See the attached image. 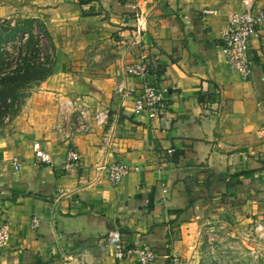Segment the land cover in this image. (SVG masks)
I'll return each mask as SVG.
<instances>
[{
  "label": "crops",
  "instance_id": "crops-1",
  "mask_svg": "<svg viewBox=\"0 0 264 264\" xmlns=\"http://www.w3.org/2000/svg\"><path fill=\"white\" fill-rule=\"evenodd\" d=\"M81 1L0 0V19H35L54 46L50 74L0 125V224L9 226L0 264H138L117 244L151 246L150 264H199L207 223L230 221L238 233L264 224V24L246 79L221 49L227 16L264 0H148L140 35L129 0ZM139 60L168 87L160 119L114 91L141 87L124 74ZM213 85L215 100L201 103ZM63 99L90 116L107 110V122L76 132L71 119L65 135ZM34 141L50 162L33 156ZM69 147L80 161L66 169ZM115 160L131 169L118 183L95 168Z\"/></svg>",
  "mask_w": 264,
  "mask_h": 264
},
{
  "label": "built area",
  "instance_id": "built-area-1",
  "mask_svg": "<svg viewBox=\"0 0 264 264\" xmlns=\"http://www.w3.org/2000/svg\"><path fill=\"white\" fill-rule=\"evenodd\" d=\"M134 7V17L136 20L135 34L140 35L145 31L144 18L145 14L141 12V5H148V0H129ZM264 24V8H247L242 11H233L227 16V27L222 31L221 49L224 53L225 61L235 68L243 79L249 76L251 69V41L260 35L261 27ZM124 74L129 78L139 80L140 88L129 85L126 82L120 83L115 87V92L121 97H132L133 112L135 114H143L150 119H160L166 111V95L168 87L160 84L154 77L152 69L143 61L130 62L124 66ZM75 103L63 99L58 104V112L61 118L59 125L64 134V127L74 121L72 129L76 132H85L90 128L89 120L92 119L96 126L102 127L108 118V111L102 110L95 112L90 116L86 108L73 109ZM8 117H6L7 119ZM71 129V128H70ZM263 131V130H261ZM264 132V131H263ZM33 156L40 162H50L49 154L42 148L39 141L32 144ZM174 149H169L173 152ZM80 161V154L73 147H69L66 152L65 168L71 169ZM13 165L15 168L20 166L18 157H13ZM97 170L105 171L107 178L112 183H118L131 169L120 161H112L110 163H101L96 165ZM33 225H38V220H32ZM254 234L264 242V224L258 223L253 228ZM118 234L115 238L118 241ZM9 238V226L6 223L0 224V247ZM117 256L123 257V254L130 256L134 254L138 264H150L156 258V251L149 245H140L135 249H126L125 246L117 244ZM257 256L258 251L253 250ZM172 264H180L177 257H172Z\"/></svg>",
  "mask_w": 264,
  "mask_h": 264
},
{
  "label": "rangeland",
  "instance_id": "rangeland-1",
  "mask_svg": "<svg viewBox=\"0 0 264 264\" xmlns=\"http://www.w3.org/2000/svg\"><path fill=\"white\" fill-rule=\"evenodd\" d=\"M16 23L11 20L0 19V37L8 35L11 27ZM33 32H39V24L35 23ZM27 34L20 33L13 38L0 42V76L2 71L12 70L21 65L20 57L26 55L31 61L51 62L50 49L47 46L45 36L41 37L39 49L35 55L33 49L24 46ZM35 82L24 85L18 90V106L30 94L35 87ZM17 104H14L12 111H15ZM6 116L0 115V125L4 123ZM224 223H207L203 229V236L200 244L199 264H263L264 257L256 256L253 250L263 249L264 242L254 234L253 228L249 225L244 229L245 233H238L234 224L228 221Z\"/></svg>",
  "mask_w": 264,
  "mask_h": 264
},
{
  "label": "trees",
  "instance_id": "trees-1",
  "mask_svg": "<svg viewBox=\"0 0 264 264\" xmlns=\"http://www.w3.org/2000/svg\"><path fill=\"white\" fill-rule=\"evenodd\" d=\"M80 3L83 4L84 1L80 0ZM35 23H38L35 19H23L17 21L14 26L10 28L8 35L0 37V42L15 37L17 33H20L24 39V34H27L25 41L23 42L24 46L26 45L27 48L33 49L34 54H37L40 51L39 45L41 37L45 36L47 39V46L50 49L49 55L45 56L47 59L48 56H52L54 46L52 45L50 37L43 24L38 23L39 32H33V26ZM20 62L21 65L19 64L17 68L2 71L1 74L3 75L0 76V115L8 118L15 112L12 111V108L14 107V104L18 103V90L24 85L44 79L51 72L50 63L47 61L45 63L31 61L28 56L24 55L20 57ZM213 88L215 89L212 91H201L198 100L201 103L208 101L213 102L216 98V85H213ZM16 106H18V104Z\"/></svg>",
  "mask_w": 264,
  "mask_h": 264
}]
</instances>
